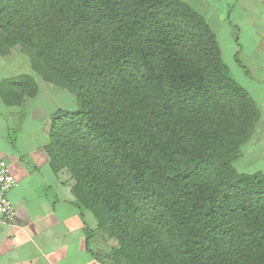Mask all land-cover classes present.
Returning a JSON list of instances; mask_svg holds the SVG:
<instances>
[{
    "label": "trees",
    "instance_id": "obj_1",
    "mask_svg": "<svg viewBox=\"0 0 264 264\" xmlns=\"http://www.w3.org/2000/svg\"><path fill=\"white\" fill-rule=\"evenodd\" d=\"M13 46L78 103L49 116L44 148L117 241L110 262L264 264V173L233 165L260 111L204 16L183 0H0V52ZM0 90L18 105L38 84Z\"/></svg>",
    "mask_w": 264,
    "mask_h": 264
},
{
    "label": "crops",
    "instance_id": "obj_2",
    "mask_svg": "<svg viewBox=\"0 0 264 264\" xmlns=\"http://www.w3.org/2000/svg\"><path fill=\"white\" fill-rule=\"evenodd\" d=\"M183 1L208 23V17L215 20L218 31L223 28L221 38L217 37L222 53L233 51L232 56L244 64L249 77L242 72L241 83L260 111L258 122L264 121V0ZM220 6H225L226 15L216 13ZM257 14L263 17L257 19ZM15 64L12 58L0 55V85L2 80L26 75L16 74L19 70ZM40 93L47 95L38 84L36 96L24 97L16 105L0 90V164L7 160L17 181L7 194L14 217L10 222H0V264H113L106 254L112 245L110 238L102 229H95L96 219L89 210L76 204L71 191L74 180L67 170H56L46 155L42 136L47 137L45 125L57 109L34 116L39 109L34 100ZM41 115H45L41 132L32 136L28 120ZM256 131L257 123L253 136ZM29 137L38 145L28 152ZM28 153L33 160L28 159ZM89 230L94 234L87 240Z\"/></svg>",
    "mask_w": 264,
    "mask_h": 264
},
{
    "label": "rangeland",
    "instance_id": "obj_3",
    "mask_svg": "<svg viewBox=\"0 0 264 264\" xmlns=\"http://www.w3.org/2000/svg\"><path fill=\"white\" fill-rule=\"evenodd\" d=\"M220 9L221 11H216V13L219 14V16L222 14L226 15L227 12L225 10V6L223 7L220 6ZM200 12L202 11L200 10ZM261 17L263 16L257 14V19ZM208 18L210 19L209 24H211V27H213V30L215 31L217 37H219L220 39L223 28L220 29V31H218L217 30L218 24L216 23V21L213 20L211 17H208ZM254 19L255 17H253V20ZM228 51L227 50L223 51L222 53L223 60L228 66L231 74H233L234 77L238 80V82L242 85L241 80H244L243 78H240L241 76L243 77L242 72H244V74H246L247 77H249V74L247 73L244 64L242 62H239L238 58H234L232 56L234 55L233 51H230V52ZM0 55L2 57L7 56L8 58H12L13 61H15L16 63L15 66L19 70L16 74L18 73H26V75L29 74L41 86V92L42 91L47 92L46 96L45 94L44 96H42V94L40 93L38 98L34 100L36 103H38V108H39L33 113L34 116L39 115L40 112L50 113L52 112L53 108L54 110L62 109V107L64 106L65 108L73 109L78 106L76 99L72 96V94L67 92V90H65L61 86H57L48 81H45L40 75L36 74L31 69L28 56L25 55L20 50L19 46L9 47L7 48V50H5V52H0ZM19 55H21L22 57ZM11 63L13 64V62ZM20 75H23V74H20ZM31 101L33 100H29L28 103H31ZM44 118H45V115H41L37 117L36 119H33L32 121L28 120V130H30V132L32 133V136H35L36 132H39V133L41 132V127L44 124L43 123ZM39 136H42V134H40ZM42 137H43V140L46 142L45 144H47L48 138L46 137V135ZM28 141H29L28 142V152H29V151L34 150L35 147H37L38 142L37 140L31 137L28 138ZM241 151H242V156L233 162V165L235 166L236 170H238L239 172H245V173H253L257 171L264 173V121H260V122L257 121V131H256L255 136H252L250 140H248L241 146ZM29 158L33 160V155H31V153L30 154L28 153V159ZM3 161L6 163L7 166H9L7 160H3ZM89 212L91 214V217L93 216V218L96 219L92 211L89 210ZM96 225H97V220H96ZM110 241L112 242V245L110 244V247L109 249H107L106 254L113 252L114 249L117 248V241L113 238H110Z\"/></svg>",
    "mask_w": 264,
    "mask_h": 264
},
{
    "label": "built area",
    "instance_id": "obj_4",
    "mask_svg": "<svg viewBox=\"0 0 264 264\" xmlns=\"http://www.w3.org/2000/svg\"><path fill=\"white\" fill-rule=\"evenodd\" d=\"M17 186L9 167L0 164V222H10L15 214L12 202L9 200L8 192Z\"/></svg>",
    "mask_w": 264,
    "mask_h": 264
}]
</instances>
